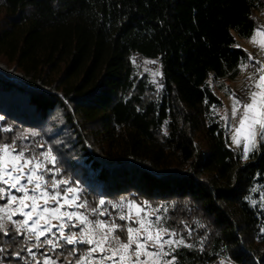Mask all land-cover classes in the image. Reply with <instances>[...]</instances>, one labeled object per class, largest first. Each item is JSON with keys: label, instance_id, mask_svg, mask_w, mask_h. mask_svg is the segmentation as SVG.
<instances>
[{"label": "trees", "instance_id": "trees-1", "mask_svg": "<svg viewBox=\"0 0 264 264\" xmlns=\"http://www.w3.org/2000/svg\"><path fill=\"white\" fill-rule=\"evenodd\" d=\"M263 10L264 0H0V143L68 133L50 144L57 178L78 181L89 208L104 199L116 214L124 198L167 209L164 225L192 245L177 264H264V144L247 161L230 146L213 85L238 75L240 40ZM134 56L160 61V88L138 77ZM57 112L67 130L50 134ZM7 232L0 261H30L25 236Z\"/></svg>", "mask_w": 264, "mask_h": 264}, {"label": "snow or ice", "instance_id": "snow-or-ice-1", "mask_svg": "<svg viewBox=\"0 0 264 264\" xmlns=\"http://www.w3.org/2000/svg\"><path fill=\"white\" fill-rule=\"evenodd\" d=\"M258 33L264 36V31L258 30ZM256 71L259 78L250 85L245 102L232 93V116L239 115L232 141L242 145L244 159L264 143V64ZM3 119L0 116V120ZM3 131L11 129L5 127ZM32 135L38 134L33 132ZM35 147H18L15 140L0 143V200L6 201L0 206V232L9 235L6 229L11 224L17 233H27V239L35 241L26 248L31 261L25 260V264H57V259L48 252H43L38 258L33 249L48 246L49 252L55 251L64 247L60 241L67 245L87 246L75 264H177L176 250L182 246L192 247L186 244L183 236L164 226L160 215L146 211L149 207L147 202L143 205L135 201L112 204V208L126 209L118 215L120 221L126 222L124 224L117 223L116 219H90L86 213L96 217L110 216V213L107 209L101 211L100 207L89 208L87 201L81 199L83 190L78 181L57 178L61 168L57 166L58 157L53 154L51 146L39 153L35 152ZM49 175L50 178H46ZM246 199L256 203L250 197ZM261 200L264 201V195ZM105 203L104 199L98 201L99 206ZM14 215L23 219L14 220ZM70 227L79 231L65 234V229ZM70 254L75 255L76 249H70ZM15 255L19 257L20 253ZM220 264H225V261L221 260Z\"/></svg>", "mask_w": 264, "mask_h": 264}, {"label": "rangeland", "instance_id": "rangeland-1", "mask_svg": "<svg viewBox=\"0 0 264 264\" xmlns=\"http://www.w3.org/2000/svg\"><path fill=\"white\" fill-rule=\"evenodd\" d=\"M258 30L264 31V16L262 17L261 24L256 27L253 35L248 39L240 40V42H241L240 46L244 50L247 51L248 57L241 64V67L239 68L238 75L235 78H222V79H219L213 83L216 92L218 93V95L222 99V104L217 107L216 112L218 115H220L221 124L224 127V129L227 131V133L230 137V146L232 148H234L235 150H237L240 153L242 159L245 161L249 160L251 155L255 151L259 150V147L264 143H261L260 146L254 152L249 153L247 159H244L242 156V150H243L242 145H237V144L233 143L232 134H233L234 128L238 125L239 115H237V117L232 116V104H233L232 93H235L236 98L240 99L242 102H245L247 100V95H248L250 85L254 82V80L259 78V73L256 71V69L261 64H264V36L259 35ZM249 56H251V59H249ZM133 60H134L135 70H136L138 77L139 78L144 77L149 82V84L155 86L156 88H160L161 87V64H160V61L158 59H150V58L141 57V56H134ZM152 61H155V63H152ZM155 73H159V74L154 75ZM63 126H64L63 118L61 117L60 113L57 112V113L53 114V116H51L48 119L45 128L47 129L48 133L53 134V132H59L60 129L62 131H66L67 128H65ZM30 132H33V130H31ZM34 132H36V131L34 130ZM67 135H68V133L67 134L63 133L64 140L60 136L59 139L54 138L51 141H48L47 144L44 142L43 144L45 145V151L47 150V148L49 146H51L50 144L53 142L57 143V142L68 141ZM53 154L55 155L54 152H53ZM17 195H19V193H17ZM127 202H129V201L124 199V198H121L118 203H114V204H120V203L126 204ZM5 203H6V201H3V203H0V206H3ZM138 204H140V203H138ZM141 205H143V204H141ZM104 209H107L108 212L110 213V216H107L106 218H104L105 220L116 219L117 223H121V224L126 223L125 221H120L118 219V215L122 211H126V209L116 208L117 209L116 214H114V212L109 209V205H107V208L100 206L101 211H103ZM145 210L148 212H155L157 215H160L163 218L162 223L163 224L165 223L164 222V219H165L164 209L162 210L159 206L154 207L152 205H149V207ZM80 211H84V210L80 209ZM86 214L89 215L90 219H96V218L103 219L101 217H96V216H94V218H93L90 216V213H86ZM13 219L19 220V219H23V217H21L19 215H14ZM53 223H55V221H53ZM6 231H10V232L16 231V229L13 225L9 224ZM54 231H55V229H54ZM78 231H79L78 228L70 227V228L65 229V234H68L69 232H78ZM23 235L25 236L24 242L27 244L28 247H31L35 241L28 240L27 239V233H24ZM121 239L124 240L125 237L123 235H121ZM60 243L64 244V247L58 248L55 251L49 252L48 246H45L44 248L39 249V250H37V249H33V250L37 252L38 258L41 256V254L43 252H48V254L50 256H52L54 259H57V264H75V260L87 248V246H86L83 249H79V248H77V245H71V246H73L72 248L76 249V254L79 251H81L79 253V255L76 256V258H74V256L71 255L70 253H66L65 255H63L64 259H60L59 257L61 255H60L59 250L64 249V248H66L65 246H67V244L64 241H60ZM186 244H188V243L186 242ZM23 258H24V261L28 260L26 257H23ZM29 259L31 261V257ZM221 260L225 261V264H234L227 257H223L220 259V261ZM220 261L216 264H220ZM2 264H12V263L8 262V261L7 262L2 261Z\"/></svg>", "mask_w": 264, "mask_h": 264}, {"label": "crops", "instance_id": "crops-1", "mask_svg": "<svg viewBox=\"0 0 264 264\" xmlns=\"http://www.w3.org/2000/svg\"><path fill=\"white\" fill-rule=\"evenodd\" d=\"M264 16V10H263V12H262V16H261V20H262V17ZM253 35V34H252ZM241 43V42H240ZM240 67H241V65H240Z\"/></svg>", "mask_w": 264, "mask_h": 264}]
</instances>
